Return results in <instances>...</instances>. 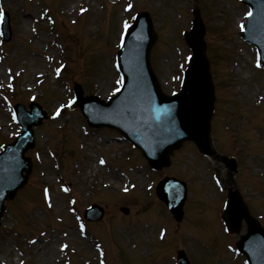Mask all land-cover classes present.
<instances>
[{"label":"rangeland","instance_id":"obj_1","mask_svg":"<svg viewBox=\"0 0 264 264\" xmlns=\"http://www.w3.org/2000/svg\"><path fill=\"white\" fill-rule=\"evenodd\" d=\"M1 1L0 13L4 10L9 15L10 36L7 41L0 37V148L18 132V126L10 118L14 103L27 107L29 99L35 97L34 101L49 117L34 131V151L28 153L34 160L29 181L12 202L5 203L0 227V264H99L103 258L101 252L105 263L109 264L123 261L171 264L170 254H174L176 243L166 239L169 235L174 236L169 228L166 227V240L160 243L162 245L149 244L148 238L157 241L154 238L157 230H149L139 222L152 221L150 224L154 226L166 223L159 211L163 209L162 205L155 199L153 205L146 203L148 192H145L146 185L152 183L148 177L155 181L166 175L179 176L188 183L187 216L185 223L178 226V233L194 232L197 238L212 247L210 251L206 247L199 248L200 240L197 239H190V243L180 240L176 245L187 249L195 259L194 264H243L240 256L224 248L225 241L233 242L237 236L224 237L219 242L216 237L219 229L213 213L218 200H223L221 190L224 191L229 179L222 162L213 165L205 157L193 156L192 144L188 143L173 155L169 168L156 177L155 173L146 174L140 167L143 165L137 160V152L113 140L109 143L106 137L113 133L107 130L91 132L84 126L86 132L90 131L85 135L83 119L75 106L63 109L59 116L55 114L56 107H65L73 96L74 87H79L83 95L92 93L106 99L117 81L112 57L122 20L129 21L136 11H144L150 16L158 35L151 50V64L162 89L167 93L178 90L186 54L178 32L184 25L189 26L187 18L190 21L193 4L187 0H120L119 4L117 0ZM233 2L201 0L206 55L218 105L211 121L212 138L220 151H228L233 145L232 150H235L237 144L242 146L243 155L238 162L240 172L234 181L252 215L264 226V78L253 69L252 49L244 46H238L236 50V53L240 51V68L231 66L239 44L231 45L232 30L223 34L224 20L231 17L233 29V15L236 14L233 9L239 14L246 9L240 5L238 10L232 6ZM128 5H133L132 10L123 12ZM73 20L75 23L71 24ZM53 41L60 48L52 46ZM32 59H38L42 64L35 65ZM58 59L66 62L59 77L56 76L58 73L55 75ZM1 94L6 95L11 107ZM51 115L54 116L51 118ZM94 133L93 138L89 136ZM78 135L82 137L83 145L80 153L76 152L74 142ZM234 140V143L229 142ZM52 153L55 159H52ZM98 156H105V167L95 166ZM122 173H125L123 178ZM129 179V183L142 187L139 191L121 195L122 184H127ZM65 182L78 197L79 204L84 206L92 202L104 210L99 222L86 224L84 236L77 232L75 214L68 213L67 197L60 192L59 186ZM45 185L52 192V201L47 205L41 196ZM113 185L119 189L117 193ZM91 187H97L98 191ZM90 191L94 197H86ZM121 207L127 212L120 211ZM137 220L138 225L133 224ZM243 233L241 230L240 234ZM92 234L98 235V239ZM135 240L141 241L136 253L131 248ZM64 244L66 247L63 248ZM154 246L163 247L154 260L141 257L142 248ZM118 247L122 250L120 253ZM194 247L199 250L192 251ZM135 255L139 257L136 259Z\"/></svg>","mask_w":264,"mask_h":264},{"label":"water","instance_id":"obj_2","mask_svg":"<svg viewBox=\"0 0 264 264\" xmlns=\"http://www.w3.org/2000/svg\"><path fill=\"white\" fill-rule=\"evenodd\" d=\"M251 7L253 18L261 27L259 34L262 37L257 39V43L264 49V10L258 4L253 7L251 3ZM250 28L251 23L246 33ZM132 32L138 33L139 39L127 40L119 53V67L125 79L121 93L107 104L93 98L81 100L82 113L94 126L106 125L121 131L156 168L166 163L170 150L185 139L194 140L200 150L208 152L212 89L198 22L195 23L194 31L187 35V42L194 53L185 75L184 89L174 97H165L160 93L150 71L148 52L155 36L151 34L150 24L144 16L138 17L129 35ZM246 33L244 38L250 40L245 37ZM260 52L264 55V50ZM92 104L99 114L91 115L88 112ZM40 120L42 117H31L25 128L29 130L31 124L37 125ZM30 147L31 142L26 140L24 133L0 154V218L4 212L3 202L12 200L27 182L30 164L23 159L22 154ZM180 206L181 202L178 201L172 206L177 217H180ZM242 218H246V213L237 196L232 194L225 216L230 230H236ZM255 237L264 240V233L255 223H250L249 232L242 238L239 248L247 255L250 264H264V253L257 255L248 243Z\"/></svg>","mask_w":264,"mask_h":264},{"label":"snow or ice","instance_id":"obj_3","mask_svg":"<svg viewBox=\"0 0 264 264\" xmlns=\"http://www.w3.org/2000/svg\"><path fill=\"white\" fill-rule=\"evenodd\" d=\"M3 13H0V18H2ZM129 26L127 24H125V30H127ZM241 30H243V26H241ZM257 67H260V64H257ZM69 106H71V103L69 104ZM57 115H59V111L57 112ZM15 119V117H13ZM103 163V162H102ZM45 195L47 196V192L45 193Z\"/></svg>","mask_w":264,"mask_h":264},{"label":"bare ground","instance_id":"obj_4","mask_svg":"<svg viewBox=\"0 0 264 264\" xmlns=\"http://www.w3.org/2000/svg\"><path fill=\"white\" fill-rule=\"evenodd\" d=\"M233 11H234V13H237V12H235L236 10L235 9H233ZM32 61H33V63L35 64V65H40V64H42L41 62H40V60L38 61V59L36 60V59H32Z\"/></svg>","mask_w":264,"mask_h":264}]
</instances>
